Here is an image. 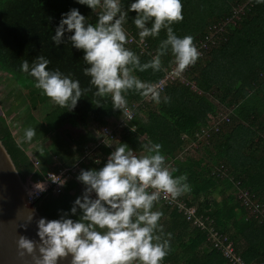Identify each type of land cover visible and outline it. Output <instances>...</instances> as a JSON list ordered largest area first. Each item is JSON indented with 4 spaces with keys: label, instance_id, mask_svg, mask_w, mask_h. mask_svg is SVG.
Here are the masks:
<instances>
[{
    "label": "trees",
    "instance_id": "16d2710c",
    "mask_svg": "<svg viewBox=\"0 0 264 264\" xmlns=\"http://www.w3.org/2000/svg\"><path fill=\"white\" fill-rule=\"evenodd\" d=\"M126 3L124 0L125 7ZM181 3L183 19L171 22L170 26L178 36L191 35L194 44L205 40L209 26L224 22L234 10L242 12L234 23L223 26L207 55L197 58L186 70V82L169 84L159 100L148 103L143 101L140 90L122 92L127 108L133 104L137 107L133 118L127 121L134 131L121 142L136 148L139 137L146 136L148 141L159 143L165 164L170 171L176 169L172 175L187 177L189 190L178 196L195 208V215L212 218L215 228L230 237L244 261L264 264V224L249 214L233 194L236 190H247L255 201L264 205V121L259 119L264 111V2L181 0ZM71 7H77L90 22H95V13L76 0H0V70L11 75L20 88L36 95L38 103L54 104L48 113L49 120L53 116L54 124L46 123L54 135L49 144L51 156L57 159V167L68 168L76 163L79 167L59 193L49 190L35 202L41 217L48 219L63 214L73 219L79 217V208L75 214L69 209L85 187L76 179L80 169L101 167L114 149L102 143L86 155L84 145L76 147L66 133H75L82 139L85 132L90 133L96 125H104L112 115L121 112L113 109L110 94L103 98L93 95L94 86L89 85L90 78L82 71L88 66L83 61V50L76 49L67 40L70 33L64 34L59 45L51 40L60 14ZM134 15L133 10L124 25L125 46L145 63L161 47L166 30L162 27L156 36L141 40L132 24ZM37 55L49 59L46 67L71 74L80 81L82 89H89L73 110L45 96L34 86L33 78L20 70L23 60L31 64ZM160 60L159 69H134L133 74L147 85L158 82L164 71L175 65L170 47L163 49ZM214 101L230 111V122L208 138L209 143L216 145L215 151L204 148L213 159L209 164L192 158L185 149L195 142L197 132L219 115ZM87 139L94 140V137L89 135ZM0 140L23 181L28 177L31 181L42 179L47 170L35 166L1 115ZM220 167L225 169L224 174H220ZM229 187L234 190L227 193ZM153 210L163 213L158 222L165 233H171L162 262L228 264L220 252L211 249L205 232L187 221L175 207L158 199Z\"/></svg>",
    "mask_w": 264,
    "mask_h": 264
},
{
    "label": "clouds",
    "instance_id": "9594fccd",
    "mask_svg": "<svg viewBox=\"0 0 264 264\" xmlns=\"http://www.w3.org/2000/svg\"><path fill=\"white\" fill-rule=\"evenodd\" d=\"M76 3L94 12L95 22H90L77 7H71L60 14L51 40L59 45L64 34L70 33L67 40L83 50V61L88 66L82 71L90 78L89 85L94 86L93 95L103 98L110 94L113 109H119L123 117L127 113V119H131V114L122 92L136 89L143 94L147 90L159 100L158 93L133 74L134 69H159L165 47H170L178 71L194 63L200 55L191 35L178 36L170 26L171 22L183 19L181 0H127L126 7L124 0H76ZM133 10L132 24L141 40L156 36L162 27L166 30L161 47L145 63L125 46L124 25ZM49 63L45 56L37 55L31 64L23 60L20 70L33 78L34 86L45 96L71 111L89 89H82L80 81L71 74L46 67ZM34 135L35 128L24 130L26 140ZM104 143L113 144L107 140ZM115 145L101 167L80 169L76 179L85 187L69 209L75 214L79 208V217L73 219L63 214L55 219H36L38 240L23 234L17 237L21 255H31L34 264H59L68 257L69 264H161L169 249L167 237L171 233L163 231V225L158 222L163 213L153 210V204L161 191L172 197L188 191L187 177L172 175L176 169L170 171L165 164L159 143L142 144L143 155L133 154L127 143ZM48 175L58 185L65 183L56 174ZM45 188L44 182L33 184L36 195ZM33 216L31 212L21 227L32 222Z\"/></svg>",
    "mask_w": 264,
    "mask_h": 264
},
{
    "label": "crops",
    "instance_id": "0c3cea01",
    "mask_svg": "<svg viewBox=\"0 0 264 264\" xmlns=\"http://www.w3.org/2000/svg\"><path fill=\"white\" fill-rule=\"evenodd\" d=\"M191 88L194 90V87ZM145 93L146 90L143 94L140 90L142 97ZM37 99L36 95L20 88L11 75L0 70V115L6 122L9 131L17 144L34 160V163H36L35 166L51 170L58 166V162L55 157L51 156L49 144L53 140L54 135L47 127L46 123L50 122L54 124L53 116L50 120L48 118V113L54 108V104L48 101L38 103ZM215 107L218 111V104H215ZM259 119L264 121V111L260 114ZM244 125L246 126L247 124L244 123ZM103 126H109L115 132L116 137L111 141L113 144L108 146L112 148H115V143L124 140L133 128L123 119L122 112H117L112 115L104 125H96L95 129L90 131V133L85 132L82 139L75 133H66V136L76 147L84 145L86 152L90 149H96L99 144H105L103 141L104 135L101 132ZM27 127L35 128V135L31 140H26L24 138V130ZM88 129H90V127ZM89 135L93 136L94 140L87 139ZM147 141L148 138L146 136H140L139 145L136 148L130 147L133 149V154H145L141 145ZM200 143L202 150L204 151H202L203 153L201 155H199L198 152L189 154V151H191L193 147L192 144L185 149V152H187L186 154L194 159H201L203 163H212L211 161L213 159H211L209 155L205 153L206 150H204L207 144L210 145L211 143ZM25 182L30 186L34 183V181L30 180V177H28ZM233 190V188L229 187L227 193L232 192ZM233 194L235 197L234 199L239 200V190L234 191Z\"/></svg>",
    "mask_w": 264,
    "mask_h": 264
},
{
    "label": "built area",
    "instance_id": "2783aa9c",
    "mask_svg": "<svg viewBox=\"0 0 264 264\" xmlns=\"http://www.w3.org/2000/svg\"><path fill=\"white\" fill-rule=\"evenodd\" d=\"M242 10H234L231 14V17L226 19L222 23H218L215 25H211L208 27L205 40L195 44L198 52L200 55L198 58H204L207 53L210 51L211 47L214 45V38L217 37L218 34L223 30V26L234 23L239 15L241 14ZM191 65V64H190ZM190 65L186 66L182 71H178L176 65L166 69L164 71L163 77L156 83L148 85L153 91H156L160 96L163 94L165 88L176 81L179 82H186L185 80V73L186 70L189 69ZM154 98L152 96L151 91H147L143 96V101L150 102ZM137 107L136 104L131 105L128 107V111L131 114V119L133 118L134 109ZM123 119L125 121H129L131 119H127V113L124 114ZM230 122V111H227L226 114L221 115L219 114L216 117H213L212 120L200 129L196 134L195 142L192 143V146H195L198 142L208 143V138H211L212 134L214 135L218 132L225 124ZM101 132L104 135V140L113 141L115 139V132L109 126H103L101 128ZM103 140V141H104ZM95 149H90L89 151L84 152L86 155H90ZM113 149H111L112 151ZM92 151V152H91ZM110 151V152H111ZM108 156V155H107ZM85 157V155H84ZM36 165V163H34ZM78 164H74L72 167H57L55 169L47 170L44 174L42 179H36V181L44 182L46 188L44 191L39 192L38 195L35 194V190L33 189V184L30 186L28 185L27 190V200L29 202L35 203L38 199H40L43 194L49 190H52L55 193H59L61 190V185H58L56 182H53L48 173H53L60 176L61 179L65 181L71 177L72 174L78 169ZM226 171L222 167H220V174H224ZM149 191H155V189L149 188ZM30 192L32 195H30ZM94 195V193H93ZM159 199L166 205L175 207L179 212H181L187 221H190L193 225H195L199 230L205 232L208 241L211 243V249L216 250L221 253L224 259L228 262V264H249L243 260L233 241L230 237L218 231L214 226V220L209 217H202L195 215L196 210L193 206H189L187 202L181 199L179 196L172 197L171 194L161 191L159 193ZM238 199L240 200L241 204L248 210V213L253 215L254 218L258 219L260 223L264 224V205L258 203L253 199V196L247 190H239ZM161 264H168L167 262H161Z\"/></svg>",
    "mask_w": 264,
    "mask_h": 264
},
{
    "label": "water",
    "instance_id": "95a60500",
    "mask_svg": "<svg viewBox=\"0 0 264 264\" xmlns=\"http://www.w3.org/2000/svg\"><path fill=\"white\" fill-rule=\"evenodd\" d=\"M28 184L22 180L9 154L0 140V264H34L33 257L21 255L16 240L20 234L37 239L36 219L38 213L35 203L27 200ZM33 212V220L26 223ZM70 257L59 264H69Z\"/></svg>",
    "mask_w": 264,
    "mask_h": 264
},
{
    "label": "rangeland",
    "instance_id": "374dc122",
    "mask_svg": "<svg viewBox=\"0 0 264 264\" xmlns=\"http://www.w3.org/2000/svg\"><path fill=\"white\" fill-rule=\"evenodd\" d=\"M215 102V104H218L217 103V101H214ZM218 113L219 114H221V115H224V114H226L227 113V109H225V108H223V107H221L219 104H218ZM223 128H225V127H223ZM205 145V144H204ZM214 146H216L215 144H207V146H206V148H210L212 151H215V147ZM203 150H202V147H201V143L200 142H198L195 146H193L192 147V150L191 151H189V154H192V153H195V152H198V154L199 155H201L203 152H202ZM206 154H207V152H205ZM198 155V156H199ZM34 184V183H33Z\"/></svg>",
    "mask_w": 264,
    "mask_h": 264
}]
</instances>
